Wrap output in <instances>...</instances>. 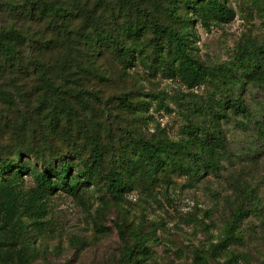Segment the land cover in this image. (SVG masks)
Instances as JSON below:
<instances>
[{
    "label": "rangeland",
    "instance_id": "374dc122",
    "mask_svg": "<svg viewBox=\"0 0 264 264\" xmlns=\"http://www.w3.org/2000/svg\"><path fill=\"white\" fill-rule=\"evenodd\" d=\"M12 1L15 10L0 4V27L14 26L26 36L19 62L0 58L1 157L21 153L20 162L31 169L63 159L79 164L75 151L84 158L91 154L80 131L87 126L113 149L103 163L105 173L130 138L180 141L189 122L204 121L197 106L208 117L211 112L224 116L220 167L200 179L172 173L169 186L146 191L135 184L118 196L100 181L99 187H81L77 195L46 194L29 207L35 183L23 174L18 207L27 211H22L19 244L32 247L27 264H264V84L245 71L246 59L264 40V0H224L234 17L210 20L208 26L179 5V16L190 18L195 34L193 54L207 65L233 68L242 81L238 87L212 76L194 88L162 68L167 53L160 50L162 59H157L148 44V26L137 37L124 34L128 19L111 11L115 0H61L66 16L56 22L28 16L24 0ZM136 1L144 7L143 23L157 19L177 26L165 0ZM86 11L116 35L123 53L98 41ZM39 61L49 65L56 83L75 89L78 99L65 96L76 114L41 102ZM121 94L133 109L121 105L116 98ZM227 95L240 97L251 116L221 107ZM48 114L57 120L49 123ZM250 189L257 201L249 199ZM240 204L249 214L235 223ZM138 241L143 250L128 258L127 250Z\"/></svg>",
    "mask_w": 264,
    "mask_h": 264
},
{
    "label": "trees",
    "instance_id": "16d2710c",
    "mask_svg": "<svg viewBox=\"0 0 264 264\" xmlns=\"http://www.w3.org/2000/svg\"><path fill=\"white\" fill-rule=\"evenodd\" d=\"M166 13L178 24H163L157 19H150L143 23L140 18L144 8L136 0H115L111 11L118 14L124 13L128 19L123 27L124 34L128 37H137L143 27H149L151 37L148 44L153 47V53L157 59H162L161 50L166 51L167 57L161 64L163 69L170 71L173 77L179 78L188 87L194 88L203 84L208 77H217L225 83H231L241 87L242 81L237 73L226 66H211L203 62L193 54L192 39L195 35L190 28V18H181L178 7L181 3L187 11L198 18L201 23L208 26L210 20L227 22L235 15L224 0H165ZM6 4L13 8L12 0H0V4ZM25 14L31 17L41 15L50 17L53 22L64 20L66 16L65 2L61 0H24ZM79 9L81 8L78 6ZM136 9V12H132ZM87 12V11H86ZM91 27L94 28L99 42L113 44L119 53L124 49L119 48L120 42L116 35L102 27L101 21L87 12ZM137 20V22H136ZM175 22V21H174ZM264 26V19H263ZM25 36L20 29L14 26L0 27V58L14 64L20 61V46L25 42ZM164 40V42H161ZM38 79L42 91V103L51 102L59 107L66 115L76 114V108L67 96L78 99L75 89L56 83L49 74L50 68L44 62H37ZM247 77L261 81L264 84V40L256 47L253 57L246 59ZM127 109H133L131 100L126 94L116 97ZM224 109H231L246 117L251 116L250 109L240 97L227 95L220 104ZM200 115H204L203 122H189L185 128L186 137L180 141H164L162 139H149L143 136L130 138L122 143L117 152L115 166L108 172H103V163L106 157L112 155L113 149L108 144H103L99 131L90 132L87 126L80 131L83 139L89 144L91 154L84 158L79 151H75L79 164L70 159L59 162H48L40 169H31L21 161V153L16 157L4 158L0 156V264H27L31 259L32 247L27 244H19L20 236L24 230L21 221L24 207L19 210L18 205L21 190L18 188L23 174H30L34 179V192L28 196L30 206H37L38 200L46 194L62 190L66 193L77 195L83 186L99 187L102 181L106 190L113 196L129 191L135 184L146 191L157 187L171 185L172 173L189 175L192 179H200L220 167V148L224 147V136L221 112H211L209 117L200 106L196 107ZM49 123L57 120L55 116ZM107 138H110L107 131ZM74 171V172H73ZM198 181V180H197ZM247 195L251 201H257L253 190H248ZM21 206V205H19ZM250 209H245L242 204L237 207L234 214V222L249 214ZM23 211V212H22ZM28 215V214H27ZM30 216V215H29ZM138 239V238H137ZM143 250L144 246L137 242L135 249L127 250V257L132 253Z\"/></svg>",
    "mask_w": 264,
    "mask_h": 264
}]
</instances>
